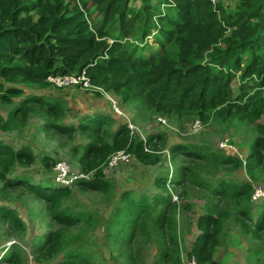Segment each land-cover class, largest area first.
Wrapping results in <instances>:
<instances>
[{
	"label": "trees",
	"instance_id": "16d2710c",
	"mask_svg": "<svg viewBox=\"0 0 264 264\" xmlns=\"http://www.w3.org/2000/svg\"><path fill=\"white\" fill-rule=\"evenodd\" d=\"M137 1L139 5L134 6ZM94 16L100 18L99 24ZM152 36L161 49L159 54L151 49ZM84 70L93 85L118 95L126 104L147 106L156 114L176 119L237 120L262 133L245 160L208 147L175 149L206 163L209 174L244 168L250 179H219L211 186L196 173L191 175V182L210 192L206 213L196 222L200 234L190 256L198 264H213L223 245L225 222L232 219L244 236L258 243L249 248L248 264H264V200L256 205L252 202L254 184L264 182V125L260 123L264 116V0H239L235 11L211 0H0V101L25 97L7 119L0 116V131H20L34 107L48 118L44 130L70 135L73 128L59 123L65 117L60 101L26 96L23 89L7 86L55 88L47 82L49 76ZM114 125L116 120L106 114L88 115L80 124L91 141L79 148L83 153L78 163L84 173L97 172L93 180H79L74 186L113 195L115 186L106 178L104 167L123 150L146 166L161 162L160 155L146 152V144L131 137L128 127L120 126L114 132ZM156 139L162 136H149L147 145ZM35 162L30 148L13 150L0 142V195L24 188L44 204L41 212L52 225L34 245L36 261L97 264L92 252L71 246L79 237L71 235L73 228L83 232L98 225L95 215L66 203L72 187L34 184L24 175L9 177L18 165ZM42 164L49 167V159ZM156 183L166 190L167 179ZM221 200L227 202L225 207ZM121 201L107 221L104 244L127 256L128 264L143 263L144 251L154 243V264H184V240L171 195L151 198L126 192ZM4 224L15 237L27 231L17 211L0 206V228ZM0 261L21 264L22 250L16 244L8 246Z\"/></svg>",
	"mask_w": 264,
	"mask_h": 264
},
{
	"label": "rangeland",
	"instance_id": "374dc122",
	"mask_svg": "<svg viewBox=\"0 0 264 264\" xmlns=\"http://www.w3.org/2000/svg\"><path fill=\"white\" fill-rule=\"evenodd\" d=\"M226 10L235 11L239 0H217ZM139 1L133 3L139 5ZM164 11L167 12L168 9ZM97 24L100 18L94 16ZM151 49L159 54L160 47L155 41V36L149 40ZM238 83L234 84L237 88ZM23 89L26 96L35 95L38 97L51 98L60 101L64 107L65 117L59 122L64 126L72 127L70 135L58 134L54 131H46L48 118L45 112H38V108L32 107L24 121L20 131L2 132L0 131V142L10 146L13 150H20L23 147L30 148L36 156V162L32 166L18 165L9 176H28L31 183L44 185H56L55 166L59 162H65L73 174L82 172L78 158L82 156L81 148L91 139L84 133L80 124L84 118L93 114H106L116 120L113 131L116 132L120 126L128 127V121L123 118H116L112 112L111 104L103 97H97L78 88H48L40 89L35 86H15ZM10 98L7 101H0V116L5 119L20 106L23 99ZM122 106L123 112L131 120L133 130L137 132L132 136L139 138L140 133L146 140L149 136H162V139L154 140L152 145H148L150 152L158 154L161 162L155 166H146L140 163L133 155H129L127 160L118 161L115 165L104 167L106 178L115 186V192L108 197L104 193L86 189L85 187H72V194L66 203L79 212H89L96 216L98 225L92 230H84L80 227L73 228L71 235H78L75 238L72 248L83 247L95 256L97 264H128L127 256H121L120 251L110 244H104L105 228L107 221L116 208L122 203V196L126 192H133L134 195H148L151 198L157 195H171L172 201L176 203L177 217L180 231L183 237V259H187L192 251L193 243L200 234L196 228L198 218L206 213V203L209 190L197 186L191 182V175L196 173L200 179L211 186L215 185L219 179H231L238 182L250 181L244 168L235 172L221 171L209 174L211 168L206 163L196 160L194 156L182 151H178V146H200L208 147L216 152L227 154L245 160L254 144L255 139L262 133L254 125H244L237 120L224 123L217 118H210L203 121L200 118L176 119L173 117L159 115L147 106L139 108L135 104H126L117 95L116 97ZM201 121L202 128H194L196 121ZM51 121L55 122L53 117ZM260 123L264 125V116ZM129 129V128H128ZM264 133V126L262 129ZM228 141V142H227ZM227 144L228 148H223ZM49 159V167L42 164L43 159ZM53 162V163H52ZM190 170V171H189ZM97 170L89 172L88 176L96 177ZM186 177L184 181L172 182L174 179ZM158 179H167L166 190L157 185ZM188 180V182H187ZM264 187V182L259 184ZM3 187V184L0 186ZM8 193L0 195V206L17 211L27 226L26 233L21 237L12 236L8 232L6 224L0 228V259L5 253V249L11 245H18L23 253L21 264H49L45 261H36L34 245L52 229L48 215L41 212L44 204L36 201L33 195L24 188L9 190ZM226 201L221 200L220 204L225 207ZM254 205H256L254 202ZM257 208H254V215L257 216ZM53 224V223H52ZM57 228V227H56ZM223 245L219 247L213 258V264H248L247 256L250 247H255L251 238L241 233L239 225L230 219L225 222V234L222 236ZM257 243V242H256ZM258 245V243H257ZM143 263L154 264L157 256L156 244H151L144 251ZM61 257L53 260L56 263ZM0 264H7L0 261Z\"/></svg>",
	"mask_w": 264,
	"mask_h": 264
},
{
	"label": "built area",
	"instance_id": "2783aa9c",
	"mask_svg": "<svg viewBox=\"0 0 264 264\" xmlns=\"http://www.w3.org/2000/svg\"><path fill=\"white\" fill-rule=\"evenodd\" d=\"M214 5L218 3L217 0H211ZM110 43H113V41H110ZM47 82L52 85L55 88H78L83 91H90L92 93H100L101 97L108 100V102L111 104L112 112L116 118H123L125 121H130L129 117L123 112L122 106L120 101L116 98L117 96L114 93L107 92L105 89L93 85L91 78L88 76L87 71L84 70L81 73L71 74V75H52L49 76L47 79ZM128 123V128L130 130L131 137L133 139H140L143 141L146 145L145 151L150 152L149 147L147 145V140L144 137L143 134L140 133L139 138H135L132 135L136 133V130L134 129V126L131 125V123ZM201 121H196L194 128L196 130H199L202 128ZM228 142V141H227ZM229 146L227 144L223 145V148H228ZM130 153L123 150L120 152L115 153L111 156L110 161L108 163L109 166L115 165L118 161L121 160H127ZM132 155V154H130ZM56 171V180L58 184L64 187H71L74 184H76L79 180H86L90 181L93 180L91 176H88L89 173H80V174H73L70 171V168L65 162H59L55 166ZM259 184V183H256ZM264 200V187L262 185L253 186V194H252V202H260ZM184 264H198L197 259L195 256H189L187 259H183Z\"/></svg>",
	"mask_w": 264,
	"mask_h": 264
}]
</instances>
